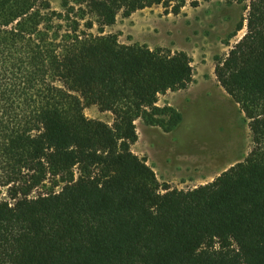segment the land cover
<instances>
[{"label": "trees", "instance_id": "trees-1", "mask_svg": "<svg viewBox=\"0 0 264 264\" xmlns=\"http://www.w3.org/2000/svg\"><path fill=\"white\" fill-rule=\"evenodd\" d=\"M187 1L0 0V264H264V0H245L246 31L214 68L247 121L246 157L177 189L131 149L138 118L179 121L156 103L193 68L104 28ZM50 178L62 186L36 193Z\"/></svg>", "mask_w": 264, "mask_h": 264}, {"label": "rangeland", "instance_id": "rangeland-1", "mask_svg": "<svg viewBox=\"0 0 264 264\" xmlns=\"http://www.w3.org/2000/svg\"><path fill=\"white\" fill-rule=\"evenodd\" d=\"M61 2L50 0L56 10ZM247 5L245 0H188L176 15L153 5L126 18L118 15L113 25L104 28V34L115 35L121 44L185 52L190 58L192 82L185 89L159 95L156 103L160 108L172 107L179 121L175 124L166 114L155 117L162 125L138 118V137L131 146L154 169L158 180L173 188L211 182L251 149L247 121L214 74L216 62L246 31ZM92 32H97L96 27ZM84 114L112 123V114L96 106L85 108ZM61 186L50 178L36 193Z\"/></svg>", "mask_w": 264, "mask_h": 264}, {"label": "crops", "instance_id": "crops-1", "mask_svg": "<svg viewBox=\"0 0 264 264\" xmlns=\"http://www.w3.org/2000/svg\"><path fill=\"white\" fill-rule=\"evenodd\" d=\"M153 171H154V169H153Z\"/></svg>", "mask_w": 264, "mask_h": 264}]
</instances>
